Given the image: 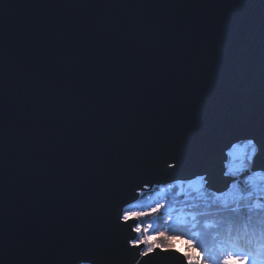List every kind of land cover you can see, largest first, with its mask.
Segmentation results:
<instances>
[{
  "label": "water",
  "instance_id": "1",
  "mask_svg": "<svg viewBox=\"0 0 264 264\" xmlns=\"http://www.w3.org/2000/svg\"><path fill=\"white\" fill-rule=\"evenodd\" d=\"M262 111L264 0H0V264H67L101 243L100 264L110 250L132 264L136 220L118 225L116 206L138 182L201 171L153 173L151 147L223 119L209 170L227 191L228 153Z\"/></svg>",
  "mask_w": 264,
  "mask_h": 264
},
{
  "label": "snow or ice",
  "instance_id": "2",
  "mask_svg": "<svg viewBox=\"0 0 264 264\" xmlns=\"http://www.w3.org/2000/svg\"><path fill=\"white\" fill-rule=\"evenodd\" d=\"M2 6L10 7L7 3ZM227 130L228 125L225 121L217 119L206 134L190 141L177 143L172 139H163L151 147L146 167L153 173L169 175V169L173 173L193 168H200L201 171L193 172L188 178L173 177L170 180L138 182L133 191V198L142 196L149 190L156 194L153 203L146 209L130 212L121 205L116 206L118 225H129L130 220H136L134 225H129L136 235L126 240L125 247L126 251L134 250L132 264H147L145 258L151 259L161 253L169 255L176 253L183 256L181 264H208L215 259L213 250L201 251L199 241L196 239L158 232L153 229L151 222L146 226L140 222L153 214L164 215L173 202L185 195V190L188 195L196 194L194 198L203 200L204 204V210H201L199 204L191 203L185 198L184 207L187 209V216L193 222L191 227L195 228L198 218L203 217L205 228L223 229L225 232L227 237L226 247L223 249L225 255L218 264H264V188H260L254 182V176L258 174L255 170L264 169V111L261 112L259 125L247 130L244 137L245 147L248 149L245 163L238 170H233L229 166L223 173L227 191L217 192L211 187L209 170L212 161L211 148L214 140ZM235 148L233 145V150ZM232 154L230 151L229 156ZM136 174V169L130 170L123 179L133 181ZM169 195L173 197L172 201L167 199ZM209 218L212 220L211 223ZM171 220V215H168L167 221ZM181 223L188 227L187 220ZM161 238L169 243H160ZM179 239H183L195 254L170 243ZM101 248L102 243L77 246L69 254L67 264H100ZM108 256L109 264H119V250H110Z\"/></svg>",
  "mask_w": 264,
  "mask_h": 264
},
{
  "label": "trees",
  "instance_id": "3",
  "mask_svg": "<svg viewBox=\"0 0 264 264\" xmlns=\"http://www.w3.org/2000/svg\"><path fill=\"white\" fill-rule=\"evenodd\" d=\"M239 146H244L245 143L240 144ZM246 148V147H245ZM248 152V149H246ZM235 160L233 158H229L227 162V170L229 166L233 170V164ZM246 161V159H244ZM196 194L188 195L187 190H185V195L178 198L177 201L172 203V206L167 209V211L164 212V215L157 216V214H153L150 217H145L142 221H140L145 226L151 222L153 225V229L158 232H165L172 236L177 237H186L187 239H196L199 241V247L201 248V251L204 250H213L215 259L212 261H209L208 264H218L219 261L223 260L225 252L223 251L224 247H226V235L223 229H216V228H205L204 227V218H198V223L195 228L191 227V224L193 223L190 219V217L187 216V209L184 207L185 198L194 204H199L201 207V210H204V204L203 200L199 198H194ZM152 199H149V198ZM156 198V194L154 191L149 190L145 192L142 196L139 197L138 201L135 202L132 205H129L126 210L130 212H138L142 209H146L149 205L153 203V200ZM169 201L173 200V197L169 195L167 197ZM171 215L172 220L169 222L167 221V216ZM187 220L188 227H184L181 223L182 221ZM212 220L209 218V223H211ZM151 231V230H150ZM195 233L196 235L193 236L192 234ZM183 240V239H179ZM179 240H173L170 243L175 244ZM162 244H167L169 241H165L162 238L159 241Z\"/></svg>",
  "mask_w": 264,
  "mask_h": 264
},
{
  "label": "rangeland",
  "instance_id": "4",
  "mask_svg": "<svg viewBox=\"0 0 264 264\" xmlns=\"http://www.w3.org/2000/svg\"><path fill=\"white\" fill-rule=\"evenodd\" d=\"M230 151L233 152V154L231 156H229V153H228V159L231 157L235 160L234 161L235 163L233 164V168L235 170L241 169L243 164L245 163L244 159H246V157H247L246 148L244 146L237 145L235 150H233V148H232ZM226 168H227V166H226ZM254 182L260 188H264V172H262V173L259 172L258 174H256L254 176ZM174 245L178 248L186 249L190 253L195 254L193 252L192 248H190L189 245L184 242V240H179Z\"/></svg>",
  "mask_w": 264,
  "mask_h": 264
}]
</instances>
